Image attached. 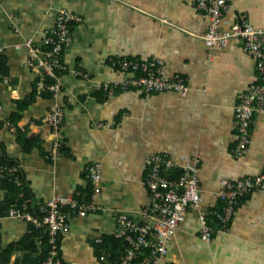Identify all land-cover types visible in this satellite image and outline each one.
<instances>
[{
	"label": "crops",
	"instance_id": "0c3cea01",
	"mask_svg": "<svg viewBox=\"0 0 264 264\" xmlns=\"http://www.w3.org/2000/svg\"><path fill=\"white\" fill-rule=\"evenodd\" d=\"M226 1L221 29L247 20L264 34V0ZM61 9L82 20L64 48L62 90L53 100L37 94L38 73L28 67L31 54L24 44L32 39L43 56L45 37ZM209 25L194 0H0V143L20 162L32 198L73 195L84 201L89 191L93 194L88 166L102 168L96 198L101 210L83 217L69 211L61 250L65 261L100 264L93 238L113 235L120 212L141 217L150 199L148 163L161 153L180 165L200 157L202 197L200 208L190 209L177 227L161 264H264V190L241 198L228 226H217L210 240L201 237V213L218 204L222 180L264 172V112L255 118L247 152L233 153L234 107L256 81L257 61L238 37L224 47H207L202 36ZM154 57L163 61L167 80L185 77L186 95L103 89L105 82L130 76L113 66L115 60ZM55 103L64 108L65 145L51 160L54 135L45 118ZM17 128L27 137V151L17 140ZM6 195L0 186V252L31 231L29 223L1 208ZM25 254L13 251L9 264H28ZM40 254L39 248L34 255Z\"/></svg>",
	"mask_w": 264,
	"mask_h": 264
},
{
	"label": "built area",
	"instance_id": "2783aa9c",
	"mask_svg": "<svg viewBox=\"0 0 264 264\" xmlns=\"http://www.w3.org/2000/svg\"><path fill=\"white\" fill-rule=\"evenodd\" d=\"M194 4L203 10L210 19L208 31L202 36V40L209 48L224 47L232 37H240L243 41V49L252 55L257 61L258 81H255L248 91L242 93L236 103L235 115L237 118V143L234 148L236 156L246 153L251 142L252 126L255 117L264 112V40L262 31L254 28L246 20L235 23L229 30L221 29V20L229 6L226 0H194ZM80 18L67 9H61L57 15L53 31L46 35L45 43L48 49L43 56L33 47L32 39H28L24 46L30 51L31 58L28 64L40 74L37 83L38 92H50L55 96L61 92L62 78L58 72L64 69L61 61L63 46L71 39L69 24L79 21ZM113 64L121 69V72L141 71L140 75L126 76L121 81L106 82L105 90L141 89L148 95L152 92L175 91L186 95L189 87L185 77L176 75L167 80L161 73L163 61L153 58L147 61L115 60ZM52 80V82H49ZM64 109L59 103L52 106L45 120L53 129L54 141L49 151L52 160L57 159L64 146L62 126L64 123ZM99 125L104 126L105 123ZM199 165L200 157H195L191 162L183 165L184 173L178 179H170L167 171L177 168L178 163L166 154L156 153L152 155L148 163L146 183L150 191L151 202L141 210L139 220L132 218L126 212H120L116 218L115 234L127 242L123 257L117 264H161L168 254V243L173 239L177 227L186 219L190 209H198L202 203L199 189ZM9 174H17V168H6ZM88 177L93 185V194L89 202H80L76 196H53L45 203L37 202L39 214L33 215L26 204L12 205L9 216L15 219L31 222L36 228H47L49 232L50 246L46 260L42 264H71L65 261L59 253L60 233L69 227V211L78 216H86L89 212L101 209L96 203L97 196L101 193L100 182L102 168L99 163H92L87 168ZM18 179V178H17ZM264 190V172L255 176H247L237 181L222 180L221 198L226 205L221 213H212L204 210L201 213L203 227L201 237L210 240L213 229L207 223L210 214H214L219 220L220 227H227L232 219L239 203V197ZM68 207V210H64ZM99 245L103 244L102 236L94 237ZM150 249L148 254L140 256L143 250ZM111 253L104 249L100 254V260L106 261ZM143 257V260H139Z\"/></svg>",
	"mask_w": 264,
	"mask_h": 264
},
{
	"label": "trees",
	"instance_id": "16d2710c",
	"mask_svg": "<svg viewBox=\"0 0 264 264\" xmlns=\"http://www.w3.org/2000/svg\"><path fill=\"white\" fill-rule=\"evenodd\" d=\"M226 4L228 5L227 1H226ZM199 9V8H198ZM201 10V9H200ZM203 11V10H201ZM204 12V11H203ZM228 12V11H227ZM227 12H224L223 16L225 15V13ZM74 13V12H73ZM76 14V13H75ZM80 20L77 21V22H72L69 24V29L71 30V39H72V30H73V26L80 23L82 18L76 14ZM223 18V17H222ZM222 21V20H221ZM247 21V20H246ZM248 22V21H247ZM262 36H263V40H264V34L262 32ZM70 39V40H71ZM238 39H240L242 41V43L244 44V41L238 37ZM70 42V41H69ZM46 44V43H45ZM67 44H65L63 46V50H62V55H61V61L63 63V52H64V48ZM48 49V46L46 45V49ZM44 50V51H45ZM43 51V53H44ZM155 58V57H154ZM153 59V58H152ZM119 60H134L136 61L135 59H119ZM147 60H151V59H147ZM147 60H144V61H147ZM140 62H143V61H140ZM64 65V63H63ZM113 66L115 68H117L120 72H121V69L117 66H115L113 64ZM28 67L35 70L34 68L31 67L30 64H28ZM64 69H65V66H64ZM62 69L61 71L58 72L59 76L61 77V72L64 70ZM37 71V70H35ZM3 73V66H2V56H1V53H0V75ZM38 73V81H39V78H40V74L39 72L37 71ZM142 72L141 71H136V72H128V74H130V76H132L133 74L134 75H140ZM259 74V73H258ZM62 78V77H61ZM37 81V83H38ZM256 81H258V75H257V78H256ZM49 82H52V80H49ZM114 82H117V81H112V84ZM106 83V82H105ZM105 83H103V89H105L104 85ZM62 90V89H61ZM113 90H118V91H124V90H119V89H111V91ZM128 90H131V89H128ZM134 90H140L142 91L143 93H145L146 95H148L146 92H144L143 90L141 89H134ZM126 91V90H125ZM36 92L38 95H48L51 99H56V96L50 92H43V93H39L38 92V87H36ZM152 93H155V92H152ZM151 93V94H152ZM150 95V94H149ZM56 104V103H55ZM53 104V105H55ZM64 109V108H63ZM51 110V109H50ZM50 112V111H49ZM48 112V114H49ZM236 116V115H235ZM257 116V115H256ZM256 118V117H255ZM237 120V118H236ZM255 122V121H254ZM1 125V124H0ZM51 127V126H50ZM63 128V126H62ZM22 130L17 128V140L22 144L23 146V150L24 151H27V149L29 147H26L27 144L26 141L27 137L26 135L21 132ZM51 132L53 134V129L51 127ZM62 133V131H61ZM63 136V135H62ZM238 142V141H237ZM236 142V143H237ZM64 145H65V140H64ZM52 147V145H51ZM50 147V149H51ZM64 147V146H63ZM235 148V147H234ZM249 148V146H248ZM49 149V151H50ZM63 149V148H62ZM248 150V149H247ZM49 151H48V157H49ZM234 151V149H233ZM247 152V151H246ZM234 153V152H233ZM50 158V157H49ZM51 159V158H50ZM52 160V159H51ZM12 167H16L17 168V174H9L6 172V171H3L4 169H8V168H12ZM199 168L201 169V159H200V165H199ZM200 169H199V173H198V178L200 177L199 174H200ZM148 173V170L146 172V175ZM184 173V168H183V165H180L178 164L177 168H174V169H171L169 171L166 172V174L168 175V177L170 179H178L182 176V174ZM146 175H145V185L147 186V181H146ZM259 175V174H258ZM18 178V179H17ZM241 179V178H240ZM230 180V179H229ZM239 180V179H237ZM235 180V181H237ZM232 181V180H231ZM200 178H199V182H198V185H199V189H200ZM28 181L25 179V176L22 172V167H21V164L20 162L12 159V158H9L8 155H7V151H6V147L4 146V144L0 143V186L6 190L7 192V195H6V198H5V201H4V204H2L1 208L6 210L7 211V214L9 215V210L11 208L12 205H19L21 206L23 203L26 204L28 206V209L29 211L33 214V215H36L38 216L37 214H39V211H38V206H37V202L39 203H45L46 201H38L36 200V198H32V191L28 185ZM147 189H148V186H147ZM221 189H222V186H221ZM220 189V191H221ZM220 191L217 193V197H218V204L215 205V207H211L209 209H207V211L209 212H218V213H221L223 207H225L226 203L225 201L221 198L220 196ZM89 195L87 197V199H85L84 201L80 200L78 197H76L80 202H89L90 199H91V195H92V191H89ZM148 192L150 194V191L148 189ZM245 195H249V194H245ZM245 195L243 196H240L239 197V202L241 200V198H243ZM90 198V199H89ZM89 199V200H88ZM151 202V199H149V203L145 206H148ZM239 205V203H238ZM238 205L236 206V210L238 208ZM143 209V208H142ZM64 210H68V207L65 208ZM101 210V209H100ZM99 211V210H98ZM97 212V211H96ZM90 213H94L93 211L89 212L88 214ZM236 213V211H235ZM235 213L233 214V217L235 215ZM73 214V213H72ZM119 214V213H118ZM117 214V216H118ZM130 215V214H129ZM116 216V218H117ZM131 216V215H130ZM132 217V216H131ZM232 217V218H233ZM134 218V217H132ZM136 219V218H135ZM140 219V218H139ZM137 219V220H139ZM231 221V220H230ZM117 222V221H116ZM30 224V234L23 237L21 240H19L18 242H14V243H11L9 244L5 249H2L1 252H0V264H9L12 260V253L13 251L15 250H20V251H23V252H26L27 254H25L26 256H28V260H29V263L28 264H42L46 258H47V255H48V250H49V246H50V236H49V232L47 230V228L45 227H42V228H36L35 225L31 222H27ZM207 223L210 224V226L212 227L213 231L215 232L216 229H217V226H219V220L217 219V217L214 215V214H210L207 218ZM230 222H228L229 224ZM227 224V226H228ZM116 226H117V223H116ZM225 228V227H224ZM213 232V234H214ZM63 233H60V239H59V253L61 255V250H62V239H63ZM38 236V237H41L40 240H41V244L40 243H37V241L34 240V238ZM102 236V239H103V244H97L96 242V245H97V255H98V259H99V262L100 264H117V262L123 257V255L125 254V250H126V247H127V242L125 239L123 238H119L116 236V234L114 233L113 235H108V236H104V235H101ZM30 245V246H29ZM39 248H40V251H41V254L40 256H37L35 257L34 253L36 254V252L39 251ZM106 249L108 250L110 253H111V257H109V259H107L106 261H101L100 260V254L101 252ZM150 249H146V250H143L142 254L141 252L139 253L140 256H145L148 254ZM62 256V255H61ZM63 258V257H62ZM139 260H143V257H140Z\"/></svg>",
	"mask_w": 264,
	"mask_h": 264
},
{
	"label": "flooded vegetation",
	"instance_id": "af4514ba",
	"mask_svg": "<svg viewBox=\"0 0 264 264\" xmlns=\"http://www.w3.org/2000/svg\"><path fill=\"white\" fill-rule=\"evenodd\" d=\"M22 221H24V220H22Z\"/></svg>",
	"mask_w": 264,
	"mask_h": 264
}]
</instances>
